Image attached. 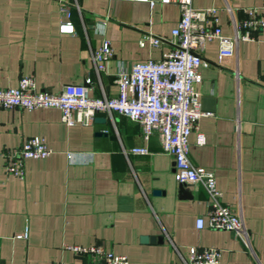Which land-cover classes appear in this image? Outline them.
<instances>
[{"label": "crops", "instance_id": "0c3cea01", "mask_svg": "<svg viewBox=\"0 0 264 264\" xmlns=\"http://www.w3.org/2000/svg\"><path fill=\"white\" fill-rule=\"evenodd\" d=\"M153 1L0 0V87L29 76L45 92L81 84L93 96L115 95L118 69L158 59L172 47L178 8ZM263 2L191 0L196 8L233 7L234 20L244 17L242 7ZM219 25L222 34L232 33L225 12ZM102 39L112 56L97 72L91 51ZM201 56L206 64L195 88L209 115L197 123L202 142L197 132L188 136V158L212 171L221 203L242 217L251 250L264 264V31L238 41L229 58H218L215 39ZM31 136L44 138L51 152L26 159L21 180L4 177L0 156V264H88L63 244L98 245L126 255L127 264H182L191 245L220 249V264H253L231 232L196 229L195 219H205L203 187L174 181L157 136L144 140L126 117L102 113L89 125L67 127L54 108L0 109V153ZM133 146H146L149 154L124 152Z\"/></svg>", "mask_w": 264, "mask_h": 264}, {"label": "built area", "instance_id": "2783aa9c", "mask_svg": "<svg viewBox=\"0 0 264 264\" xmlns=\"http://www.w3.org/2000/svg\"><path fill=\"white\" fill-rule=\"evenodd\" d=\"M151 6L153 0H135ZM178 8V20L170 30L169 42L172 47L158 59L134 62L127 69L115 73L116 93L113 96H93L90 87L81 84L63 85L56 93L36 88L34 80L22 76L13 87H0V109L21 108L35 110L54 108L59 111L60 121L67 127L89 125L97 114L112 112L126 117L137 124L140 136L147 140L157 136L160 151L172 160V176L177 183L199 184L206 195L205 219H195L196 229L204 224L211 229L232 233L247 250L253 264L261 263L249 242V233L242 217L220 201L221 191L215 184L212 171L192 164L188 158V136L197 132V142H202L198 132V120L209 115L200 110L196 83L198 68L205 65L201 54L206 42L217 41V56L226 59L233 55L238 41L253 40V31H264V2L259 6L242 7L243 18L234 20L235 8L193 7L191 0H159ZM225 12L231 22L232 33L224 35L219 25V13ZM159 39L149 37L148 42L156 45ZM141 43V42H140ZM112 56L107 39L91 51L94 69L104 71V62ZM235 74V73H234ZM86 79V83H88ZM51 152L44 138L31 136L18 145L4 149L2 157L3 175L21 180L24 176L26 159H44ZM125 153L149 154L146 146L130 147ZM69 157V153H66ZM25 236V232L23 233ZM63 249L88 260V264H127L124 254L104 250L98 245H62ZM187 257L182 264H220V249L215 247L189 246Z\"/></svg>", "mask_w": 264, "mask_h": 264}, {"label": "water", "instance_id": "95a60500", "mask_svg": "<svg viewBox=\"0 0 264 264\" xmlns=\"http://www.w3.org/2000/svg\"><path fill=\"white\" fill-rule=\"evenodd\" d=\"M180 185H183L182 183H180ZM156 192V191H155ZM140 240L142 241V242H146V241H148V240H152V238L150 237H147V236H142V237H140Z\"/></svg>", "mask_w": 264, "mask_h": 264}]
</instances>
